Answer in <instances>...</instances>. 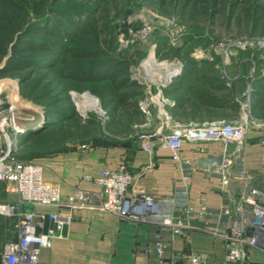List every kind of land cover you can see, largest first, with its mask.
<instances>
[{"label": "crops", "instance_id": "crops-1", "mask_svg": "<svg viewBox=\"0 0 264 264\" xmlns=\"http://www.w3.org/2000/svg\"><path fill=\"white\" fill-rule=\"evenodd\" d=\"M203 52L204 60L189 61L193 52L167 62L159 67L163 73L159 79H137L144 94L138 118L123 121L128 133L118 135L114 130L112 137L89 142L88 147L68 141L33 160L42 165L44 180L60 189L63 202L79 189L100 203L103 191L95 181L99 172L124 165L134 179L130 193L144 191L160 205L159 215L149 221L121 218L97 206H23L35 212L40 233L57 232L52 213L72 215L62 236L41 249L38 264H172L186 263L192 254L202 256L205 264H237L226 258L227 236L235 225L251 224L252 205L245 198L251 187L264 188V63L253 84L251 72H241V62H213V52ZM142 65L136 69L139 74L145 70ZM174 72L166 80V74ZM7 92L3 99L10 102V89ZM18 116L26 117L19 112ZM213 120L248 125L243 144L186 140L176 159L163 143L177 125ZM225 159L230 165L223 172ZM2 182L6 196L0 197V207L17 203L18 193ZM0 214L16 216V225L20 219L17 214ZM165 218L182 225L184 234L160 229ZM159 231L166 243L164 256L154 244ZM9 242L0 252V264H6L3 255ZM249 252L252 264H264V252L252 248Z\"/></svg>", "mask_w": 264, "mask_h": 264}, {"label": "trees", "instance_id": "trees-1", "mask_svg": "<svg viewBox=\"0 0 264 264\" xmlns=\"http://www.w3.org/2000/svg\"><path fill=\"white\" fill-rule=\"evenodd\" d=\"M199 1L148 0L160 12L171 6L172 12L180 10L182 14L186 8L194 9ZM230 1L235 6L244 0ZM253 1L254 10L264 14V0ZM104 2L107 1L0 0V79L19 81L22 98L44 114L42 126L21 137V160L33 161L68 141L98 140L93 135L95 131L83 129L85 119L72 91H91L110 116L120 114L127 122L138 118L139 98L144 92L132 77L131 64H139L147 53L137 51L126 56L113 48L118 44V34L127 28V23L120 20L112 26L110 38L105 36V45H101L103 28L97 22ZM158 54L164 56L161 50ZM253 57L259 72L264 57L258 53ZM245 59L247 64L251 60ZM249 78L253 80L251 73ZM91 120L94 119L87 121ZM1 196H6L2 181ZM16 223V216L0 214V252L5 243L17 240Z\"/></svg>", "mask_w": 264, "mask_h": 264}, {"label": "built area", "instance_id": "built-area-1", "mask_svg": "<svg viewBox=\"0 0 264 264\" xmlns=\"http://www.w3.org/2000/svg\"><path fill=\"white\" fill-rule=\"evenodd\" d=\"M140 33L147 35L149 31L143 29ZM153 55L156 62H159L155 54ZM147 63L142 65L146 72L158 67L153 63L148 67ZM160 72L162 73V70ZM174 75L176 72L166 74V80H171ZM133 78L139 79L138 76ZM17 117L18 111L9 101L3 99L0 103V180L11 185L10 192L18 193L19 200L15 204L1 205L0 211L20 217L16 225L20 237L17 241L7 244L3 255L6 264H38L41 249L50 246L55 237L62 236L61 231L72 219L71 213H52L50 217L57 223V232L40 233L37 231L39 225L35 212L22 209L26 205L52 204L69 209L97 206L103 211L135 221H149L150 217L159 215L160 205L154 197L144 191L135 190L130 193L134 179L124 165L99 172L95 181L103 191L100 203L96 204L97 200L91 193L79 189L63 202L60 189L44 180L42 165L19 158L21 136L31 129L19 125ZM248 130L249 126L244 123L226 120L177 125L164 138L163 143L170 147L174 157L179 159L180 150L186 140H220L225 144L234 142L241 146ZM262 142L264 143V139ZM229 165V159H225L222 170H226ZM245 200L252 205V222L250 225H235L227 236L229 243L226 258L229 262L237 264H252L249 252L251 248L264 252V188L251 187ZM159 223L162 230L172 229L175 234H184V227L175 224L170 218H165ZM154 244L159 255L164 256L166 243L162 231L155 234ZM186 261L172 264H205L203 257L197 254L190 255ZM163 263L167 261L164 260Z\"/></svg>", "mask_w": 264, "mask_h": 264}, {"label": "rangeland", "instance_id": "rangeland-1", "mask_svg": "<svg viewBox=\"0 0 264 264\" xmlns=\"http://www.w3.org/2000/svg\"><path fill=\"white\" fill-rule=\"evenodd\" d=\"M106 1L101 18L97 22V25L103 28L101 45H105V36L110 34L114 23L120 20L127 23V28L118 34V44H113V48L126 56H132V53L137 51L147 53L139 64H131L132 77H162V73L158 71L160 68H153L152 72L141 69L140 74L136 70L141 63L148 62L152 54H155L159 62L188 58L193 52L195 54L192 57L204 60L205 54L201 53L202 51L213 52V62H241V72H251V82L261 75V71L256 70L257 61L253 59V53L264 57V14L254 10L253 0H244L235 6L231 5L230 0H200L194 9L186 8L184 14L180 13V10L172 12L171 6L160 12L156 10V5L148 0ZM257 17L260 20H256ZM143 29H148L149 33H140ZM163 42L164 45L159 47ZM160 50L164 53L162 57L158 54ZM245 58L251 59L248 64L245 63ZM86 92L96 97V104ZM72 96L75 97L74 102L85 119L83 129L95 131L93 135L98 139L81 141L82 147H88L89 142L95 143L104 136L112 137L114 130L118 135L128 133L126 126L123 128V117L116 113L115 116H110L102 107L99 98L91 91H72ZM24 102L31 103L25 100ZM88 119L94 120L89 122Z\"/></svg>", "mask_w": 264, "mask_h": 264}, {"label": "water", "instance_id": "water-1", "mask_svg": "<svg viewBox=\"0 0 264 264\" xmlns=\"http://www.w3.org/2000/svg\"><path fill=\"white\" fill-rule=\"evenodd\" d=\"M7 89H10V102L19 113L26 117H17L19 125L27 128H33L39 126L44 121V114L42 110L31 103H25L21 96L20 82L6 77L0 79V103L3 100ZM86 95L96 97L90 92H86ZM75 99V97H74Z\"/></svg>", "mask_w": 264, "mask_h": 264}, {"label": "bare ground", "instance_id": "bare-ground-1", "mask_svg": "<svg viewBox=\"0 0 264 264\" xmlns=\"http://www.w3.org/2000/svg\"><path fill=\"white\" fill-rule=\"evenodd\" d=\"M149 58H150V59H148V63L146 64L147 66H148V65L150 66L152 63L155 64L156 66H158V68L167 65V62H161V63L156 62V60L154 59L153 54H152L151 57H149ZM149 66H148V67H149ZM151 72H152V71H151ZM148 74H149V73H148ZM87 96H88V95H87ZM90 97H91V96H90ZM93 98H94V97H91V99L94 101V104H96L95 98H94V99H93ZM43 122H44V121H43ZM43 122H42L39 126L34 127V128H30V129H31V130L39 129V128L42 126ZM28 131H30V130H28ZM28 131H26V132H28ZM26 132L23 133V135L26 134Z\"/></svg>", "mask_w": 264, "mask_h": 264}]
</instances>
